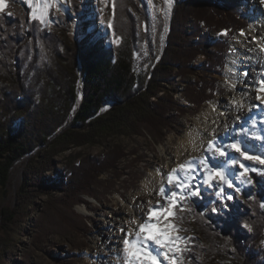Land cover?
Returning a JSON list of instances; mask_svg holds the SVG:
<instances>
[{"label":"trees","instance_id":"trees-1","mask_svg":"<svg viewBox=\"0 0 264 264\" xmlns=\"http://www.w3.org/2000/svg\"><path fill=\"white\" fill-rule=\"evenodd\" d=\"M241 1L173 0L161 57L163 19L152 39L141 0H114L112 25L119 42L112 45L84 30L72 38L64 20L43 26L31 18L25 2L7 1L0 12L1 248L9 247L12 234L21 233L42 195L47 199L31 225L40 250L57 234L61 217L79 234L88 230L87 217L74 206L87 205L85 196L96 198L101 187L114 188L123 181L130 169L126 159L136 156L115 139L145 133L159 144L176 126V114H197L211 100L229 44L212 41L209 32L226 31L228 40L242 30L245 20L237 13ZM79 2L70 0V7ZM145 43L149 56L140 69L136 61ZM198 56L203 60L193 64ZM188 75L194 78L185 79ZM177 77L181 89L173 86ZM178 92L188 106L177 102ZM85 145L106 150L98 156L73 153ZM56 156L63 161L62 183L45 174L56 170ZM18 163L23 164L20 182L9 205L10 176ZM257 177L260 182L250 196L247 189L241 192L244 204L227 200L226 193L224 199L201 192L203 199L187 200L189 224L199 233L188 242L189 264H264V170ZM44 256L53 264L71 261L55 252ZM10 262L5 257L1 264ZM16 263L34 264L29 257Z\"/></svg>","mask_w":264,"mask_h":264},{"label":"rangeland","instance_id":"rangeland-1","mask_svg":"<svg viewBox=\"0 0 264 264\" xmlns=\"http://www.w3.org/2000/svg\"><path fill=\"white\" fill-rule=\"evenodd\" d=\"M8 0H5L7 3ZM19 2H25L26 5L30 8L31 13V7L26 2V0H16ZM68 1V6L65 8H62L59 1V11H56L55 9L50 10L49 13V24H43V26H50L52 25L56 20L61 21L64 20L70 24V36L72 38L80 35L82 31L92 33L93 35L100 37L102 39L103 44L105 45H112L115 43L118 38H116V35L113 31V0H111V14L109 17L108 26L105 27L101 20L104 18L103 15L96 13L95 11H92V7L94 6L95 0H80L79 4L75 6L74 8L70 7V0ZM143 2V5L146 7L148 11V23L146 25L147 32L149 35H151L152 39L156 33V27L159 22V20L163 19V31L161 33L160 37V51H161V41L163 40L164 33L167 30L166 22L169 19L170 13L172 14V7L169 11L167 17L164 15V9L167 8V4L165 3V0H152V3H149V0H141ZM248 3L249 0H242L239 8L237 10V13L240 18H243L245 20V27L242 29L243 33L247 31L248 28H250L252 25L257 26L256 21H252L249 14H248ZM173 4V0H172ZM62 14H65L64 16ZM39 21V20H38ZM63 21V22H64ZM171 21V19H170ZM62 23V22H60ZM64 25V24H63ZM170 27L168 28L167 32H169ZM235 31L233 32L230 39L226 40L227 36L225 32H217L216 30H212L209 32V36L212 39V41L215 40H223L227 41L229 44V48L226 53V63L225 68L223 71V75L218 77V79L215 81L213 90L214 92L211 95V100L207 103H205L200 111H202L207 105L214 104V105H224L228 102L230 93H229V87L231 85H234L235 82L231 77L232 70H227L226 64H227V58L228 54L231 50V46L233 41L236 39L237 35L241 33V31ZM168 36V33H167ZM152 39L150 40V44H152ZM167 44V40H166ZM165 44V45H166ZM165 47V46H164ZM164 50V48H163ZM141 54L137 58V67L140 69L144 68V64L146 63L144 59L149 56V49L148 45L145 43L140 50ZM163 52V51H162ZM162 56V53H161ZM160 56V57H161ZM203 60L202 56H198V58L193 62V64H198ZM193 75H188L185 77V79H193ZM175 85L177 89H181V87L178 84V77L175 79ZM177 102L181 103L183 106H188L187 102L183 99L181 96V93L178 92L176 95ZM217 106V107H218ZM199 111V112H200ZM198 112V113H199ZM176 113V112H174ZM197 113V114H198ZM197 114H183L178 115L176 114V126L172 127L170 129V132L163 138V140L159 144L154 143V138L151 136L146 135L145 133L143 135L139 136H131V137H118L115 139V141H118L119 144L123 145L125 147V152L136 153V156L134 157L131 155L128 157L125 161L127 166H129L128 175L121 177L123 181L120 183H117L114 188H108L107 186L101 187L96 195V198H91L88 196H85L87 200V205H75L74 211L77 214L83 215L87 217L88 224L87 228L88 230L86 232H82L79 234L75 230L71 229V226L66 222L67 220L61 217L58 219L57 223V234H51L49 236V241L42 246V250L39 249V247L36 245L35 240L36 236L31 230V225L37 220V218L40 216V212L44 207V202L46 201L47 197L42 195L35 199V207L29 211L28 217L25 219V221L21 225V233L15 232L11 235V241L9 242V247L5 249V246L3 248L0 247L1 255H0V264L2 261V258L5 259V257L9 258L11 260V264H18L16 263L20 259L24 257H29L31 261L34 264H53L51 259L48 256L43 257V252H55L62 256L65 261L68 262V264H114L116 259L119 257V251L120 243L123 241V235L121 231L117 229L115 226L117 223L113 221V218L117 216L119 219L122 218V212L120 210H124L129 205H137L139 206L142 202V199L139 198L141 195V181L143 178L154 171L157 167H161L168 159V157H171L175 151H176V145L180 141L182 134L187 130V128L194 124V118ZM249 136H247V133L242 134L239 137L240 141L244 142V146L251 151L252 154L255 155H261L264 153V141L260 142L258 144H255V142L248 139ZM106 150L105 146L101 145H85L78 148H73V153L80 152L84 155H91V156H98L101 155ZM69 154V152L64 153V157H66ZM238 156V154H234ZM264 158V156H262ZM64 159V158H63ZM55 161L59 162V164H56V170L46 172L45 174H49L50 177H52L55 181L58 183H62L64 181L63 177V161L61 156H56ZM244 161V164L246 167H249L251 169L252 167H255L257 169L256 172H251L250 175L253 180V184L249 186H245L242 191L245 189L249 190L247 193L248 196L251 195L252 192L256 190V185L260 182L258 179V174L264 170V165H260L257 161ZM22 166L23 164L18 163L16 164L14 171L12 172L10 176V192L7 197V202L9 205L14 204L15 202V192L16 188L19 185L21 172H22ZM230 168L234 167L237 169V174L239 169V164L231 165ZM19 173V178L17 183H15V180L13 178V175L15 173ZM106 177L103 175L101 178ZM204 179L203 175L198 176V180L202 181ZM233 183L239 186V182L233 179ZM219 185L213 188H208L206 185L202 186L200 189V197L203 199V196H201V192H206L207 194H210L214 197L216 196V191L219 190ZM224 187V193L227 195L229 193H232V189L228 188L227 186ZM14 189V192H13ZM222 194V196H223ZM195 197V196H194ZM197 197V198H198ZM210 197V198H214ZM192 198V197H191ZM221 198V197H219ZM233 198L237 203L244 204L245 198L240 194L239 196L233 194ZM208 202V201H206ZM163 203V202H162ZM187 201L185 202V207H187ZM119 212V213H118ZM124 212V211H123ZM189 214L190 211H186L183 213V222L181 223V227L187 229V231L179 233L182 236H198V230L195 227L190 226V220H189ZM110 221L112 223V226L107 225L106 223ZM112 228L113 234L111 237L115 238L119 245L117 249V245L113 244V242L107 241L111 247H109L108 253L101 254L103 257L99 258V261H97V258L99 257L98 251L102 249L105 245V240L108 236V228ZM4 234L0 231V238L3 237ZM114 245V247L112 246ZM187 248H188V242H187ZM189 249V248H188ZM188 251L183 253V264H189L188 258H187ZM118 256V257H117ZM105 260V261H104ZM42 262V263H41ZM162 264H165V262L162 261Z\"/></svg>","mask_w":264,"mask_h":264},{"label":"snow or ice","instance_id":"snow-or-ice-1","mask_svg":"<svg viewBox=\"0 0 264 264\" xmlns=\"http://www.w3.org/2000/svg\"><path fill=\"white\" fill-rule=\"evenodd\" d=\"M31 7L30 16L44 24H49L50 10L59 11V0H26ZM152 3V0H149ZM167 8L164 15L167 17L172 7V0H165ZM113 11L115 2L113 0ZM7 8L5 0H0V12ZM226 34V31H225ZM243 30L241 35H243ZM117 42H119L117 40ZM256 100L264 105V78H261L256 85ZM241 131H244L241 129ZM264 140V136L256 137ZM208 155L203 157H189L183 163L178 164L166 173V182L161 183L157 196L163 198V203L157 200L155 205L149 200L146 212L142 213L141 219L133 217L126 223L131 225L127 230L122 227L124 233L123 245L126 259L124 264H183V253L189 251L187 242L194 239L190 236H182L179 233L187 231L180 225L183 222V213L190 211L185 207V202L191 197L200 196L202 186L213 188L220 186L216 196H222L224 187L232 189V193L226 196L227 200L233 199V194L239 196L245 186L253 184L251 172L257 169L246 167L244 161H257L264 165V153L261 155L252 154L244 146V142L232 138L228 144H221L216 138L208 141L205 149ZM238 154V156L234 155ZM239 164V171L229 166ZM160 172V169H157ZM198 174L204 179L198 180ZM233 179L239 182V186L233 183ZM251 198V197H250ZM264 207V203L261 204ZM216 211V209H213ZM203 215V213H201ZM244 227L251 230L247 224Z\"/></svg>","mask_w":264,"mask_h":264},{"label":"bare ground","instance_id":"bare-ground-1","mask_svg":"<svg viewBox=\"0 0 264 264\" xmlns=\"http://www.w3.org/2000/svg\"><path fill=\"white\" fill-rule=\"evenodd\" d=\"M59 1L62 8L68 6L67 0ZM92 11L104 16L101 22L107 27L111 14V0H95ZM248 14L251 20L258 24L257 26L252 25L243 35L239 33L232 43L226 68L232 70L231 77L235 84L229 87L228 102L224 105H217L218 107L209 104L196 115L194 124L187 128L177 143L175 153L168 157L161 167H157L141 181L142 193L139 198L142 202L140 205H129L124 210H120L121 219L117 216L113 218L119 231L122 227L126 230L131 227L126 222L133 217L137 220L141 219L142 213L146 212L149 207L147 203L149 200L153 205L157 200L163 202V198L157 196L156 192L161 183L166 182V173L189 157L208 155L205 149L209 140L216 138L219 143L228 144L232 138L239 140L242 134L247 133L248 139L255 144L264 141L256 138L264 136V105L256 106L259 104L256 100V85L261 78H264V0H249ZM157 169H160V172H157ZM13 178L15 183L19 182V173H15ZM106 224L112 226L110 221ZM113 234L115 232L109 227L105 245L98 251L100 255L97 261L103 257L101 254L108 253L111 245L107 241L116 244L118 249L119 243L111 237ZM120 245L122 246L119 248V257L117 256L114 264H124L126 259L123 241Z\"/></svg>","mask_w":264,"mask_h":264},{"label":"water","instance_id":"water-1","mask_svg":"<svg viewBox=\"0 0 264 264\" xmlns=\"http://www.w3.org/2000/svg\"><path fill=\"white\" fill-rule=\"evenodd\" d=\"M170 19H171V13H170L169 19H168L167 22H166L167 30H168V28L170 27ZM167 30H166V32L164 33L163 40L161 41V51H160L159 57L161 56V53H162V51H163V48H164V46H165V44H166L167 33H168ZM158 59H159V58H158ZM13 192H14V189H13Z\"/></svg>","mask_w":264,"mask_h":264}]
</instances>
